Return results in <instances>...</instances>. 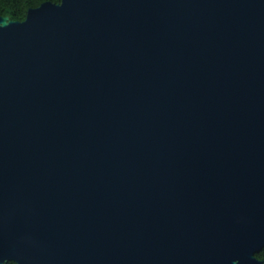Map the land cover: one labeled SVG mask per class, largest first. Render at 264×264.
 Segmentation results:
<instances>
[{"label": "water", "instance_id": "obj_1", "mask_svg": "<svg viewBox=\"0 0 264 264\" xmlns=\"http://www.w3.org/2000/svg\"><path fill=\"white\" fill-rule=\"evenodd\" d=\"M264 0H59L0 16V264H264Z\"/></svg>", "mask_w": 264, "mask_h": 264}, {"label": "trees", "instance_id": "obj_2", "mask_svg": "<svg viewBox=\"0 0 264 264\" xmlns=\"http://www.w3.org/2000/svg\"><path fill=\"white\" fill-rule=\"evenodd\" d=\"M43 2L58 3L59 0H0V16H7L12 21H22L28 9L37 7ZM257 259L264 257V247L254 254ZM4 264H13L6 262Z\"/></svg>", "mask_w": 264, "mask_h": 264}]
</instances>
